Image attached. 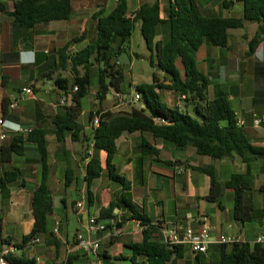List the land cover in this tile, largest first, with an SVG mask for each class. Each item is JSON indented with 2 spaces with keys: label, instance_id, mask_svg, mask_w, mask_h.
Segmentation results:
<instances>
[{
  "label": "crops",
  "instance_id": "obj_1",
  "mask_svg": "<svg viewBox=\"0 0 264 264\" xmlns=\"http://www.w3.org/2000/svg\"><path fill=\"white\" fill-rule=\"evenodd\" d=\"M2 1L8 13L14 12L15 0ZM188 1L205 17H243V12L237 10L240 6L243 8L241 0ZM127 2L128 17L143 5L159 3L161 18L167 20L175 0ZM115 5L116 0H74L73 14L69 21L45 22L33 29H27L9 14L0 11V158L2 149L11 147L16 139L21 142L15 150L22 148L20 153L13 154L11 161L0 163V180H11L5 188L0 189L3 236L10 242V245L0 246V254L9 249V256L24 257L34 260L36 264H146L145 256L135 254L128 247L144 241L147 227L132 218L134 211H137L150 221L152 240L160 243H163L164 227L181 233L187 227L198 231L202 226H208L212 239L208 253L197 255L181 247L182 257L175 264H221L222 245L217 243L218 240L232 237L254 245L257 237L264 234V155L249 164L243 163L238 156L218 161L198 155L193 147L179 150L172 143L155 139L149 133H125L116 142L113 169L107 166V154L99 152L102 174L87 184L85 177L89 159L86 154L88 151L94 154L92 143L90 147L83 141L75 143L68 134L62 149L53 133L54 119L64 108L55 105L65 95L56 87L55 80L61 75L69 80L70 85L73 82L69 67L66 71L56 72L52 78L47 75L56 67L58 50L76 38L83 40L74 44L70 48L71 52L93 44L98 34L94 16L101 12L103 15L109 14ZM169 37V27L160 26L156 42L165 41ZM26 45L32 48L26 49ZM128 47L126 52L131 59L129 64H132L139 55ZM196 62L199 71L208 79V98L214 100L220 96L228 97L250 143L264 149V127L256 123L264 115V22H246L243 28L231 30L225 48L206 42L198 51ZM178 66L183 75L181 62ZM91 86L89 110L83 109L78 119L84 128V137H92L95 130L90 118L91 112L97 115V111L101 110L102 113L118 115L126 114L132 108L126 104L118 105V93L113 90L100 105L97 85L94 88ZM26 87L33 89L32 95L23 94ZM125 93L121 95L122 99H130L129 93ZM167 96L174 95L168 91ZM175 98L177 106H182L178 98ZM4 99H8L11 104L17 103L15 108H10L8 119H3ZM138 106L141 103L134 107ZM1 121L5 122L3 126ZM35 129L48 132V187L53 210L48 216L47 233L37 236L38 241L23 243V238L30 235L36 226L32 196L42 180V155L38 146L27 140L28 133ZM21 130L28 133H22ZM143 141L158 151L160 161L170 165L156 162L155 155L145 154ZM198 167L215 168L221 184L220 204L207 200L211 192V178L194 170ZM234 167L238 170H234ZM71 169L74 182L67 188V172ZM234 173L253 179V221L244 225L234 219V191L228 187ZM112 175L124 177L130 188L125 189L112 179ZM69 201L76 218L74 233L68 216L59 213L62 207L67 210ZM78 202L85 203L80 213L76 209ZM111 205L115 208L114 217L104 218L103 212ZM92 217L106 224L114 221L121 233L116 235L111 229L90 233L88 223ZM79 235L100 241L98 256L89 255L81 248L77 240Z\"/></svg>",
  "mask_w": 264,
  "mask_h": 264
},
{
  "label": "trees",
  "instance_id": "obj_2",
  "mask_svg": "<svg viewBox=\"0 0 264 264\" xmlns=\"http://www.w3.org/2000/svg\"><path fill=\"white\" fill-rule=\"evenodd\" d=\"M74 0H15V10L8 13L6 5L0 0V11L9 14L19 24L27 29L45 22L69 21L73 14ZM243 4L242 18L205 17L200 14L196 6L188 0H175L167 20L161 18L159 3L153 6L143 5L135 14L128 17L127 0H116L113 10L103 15V12L94 16L97 20L96 41L76 52L70 48L81 42L82 38L71 40L64 48L58 50L56 67L47 74L50 78L56 72L66 71L69 67L73 76L69 80L59 75L55 85L65 94H73L70 106L64 107L61 114L54 119V135L57 142L64 149L68 134L75 143L86 142L93 145L94 154L89 151L85 181L92 183L102 174L101 161L98 153L107 154V166L113 169V160L117 153V140L125 133H149L155 139H163L175 145L179 150L188 147L196 149L198 155L218 161L229 160L238 156L245 164L253 163L264 155V149L253 146L247 138L244 128L238 124L236 112L233 110L228 97L220 96L210 100L207 96L208 79L199 71L196 55L206 43L215 47H227L229 32L243 28L246 22H264V0H241ZM141 22L142 35L146 46L151 53V65L158 66L165 75L160 80L154 74L152 84L137 86L141 96V106L132 107L126 114L114 115L111 112L99 114V126L95 128L92 137H84L83 126L78 119L83 111V100L88 96L91 86V70L98 68L97 100L101 105L111 91L122 95L126 94L124 83L127 80L126 67L122 64H112L113 58L127 51L131 38L136 31L137 23ZM167 25L170 37L162 42H156L158 28ZM156 57V63L155 58ZM179 62L184 67L181 75ZM158 91H170L172 95L182 99L183 105L169 108L165 103H159ZM8 99L3 100V119L10 118ZM94 113H90L93 120ZM47 134L43 129H35L28 133L27 140L35 143L42 155V180L32 196L33 215L36 226L34 231L23 238V243L33 240L40 234L47 233L48 216L52 212V200L48 187V157ZM21 140L16 139L11 147H4L0 163L9 162L15 152L20 153L22 148L15 150ZM145 154L155 155L156 162L170 165L158 159L159 153L147 141L142 142ZM194 170L207 174L211 178V192L207 200L220 204L221 184L214 167H198ZM65 186H72L73 170H69ZM15 173H12L14 175ZM112 179L125 189L129 183L124 177L112 175ZM10 179L0 180V189L5 188ZM253 179L241 173H234L228 182V187L234 191L235 206L234 219L244 225L253 221L255 205L252 195ZM114 206L103 212V217H114ZM105 218V217H104ZM133 219L140 222L144 231V241L140 244H130L128 247L137 255L147 258L146 264H175L182 257L183 249L168 248L165 244L152 240L149 230L150 221L142 214L134 211ZM4 226L0 220V246L10 245L5 239ZM20 248V246H17ZM11 264H36L34 260L24 257L9 256ZM221 264H264V244H250L239 242L232 245H222Z\"/></svg>",
  "mask_w": 264,
  "mask_h": 264
},
{
  "label": "built area",
  "instance_id": "obj_3",
  "mask_svg": "<svg viewBox=\"0 0 264 264\" xmlns=\"http://www.w3.org/2000/svg\"><path fill=\"white\" fill-rule=\"evenodd\" d=\"M78 91V87L73 89V92L69 94H65L61 97L58 101V104L55 107H65L72 104L73 101V94ZM23 94L25 95H32L33 89L30 87H26L23 89ZM118 105H128L134 107L135 105L139 104L141 101V96L136 94L135 97L127 100H123L121 95L118 94ZM185 97L183 96L182 99ZM17 103H13L10 105V108H15ZM100 116L95 115L92 120V125L94 128L99 126ZM257 125H262L264 127V115L256 121ZM5 124L4 121H1V125ZM240 125V121H238ZM22 133H28L27 131L21 130ZM85 208L84 202H78L76 204V209L78 213L82 212ZM111 229L112 232L116 235L120 234V229L117 227L114 221L110 222L109 224L104 223L97 217H92L89 219L88 223V231L90 233H99L105 232ZM210 228L206 225L202 226L198 231L193 230L191 227H187L184 229L183 232H177L168 230L166 227L162 228L163 233V244H165L168 248L173 249L176 247H185L188 248L192 253L200 255V254H207L210 244L212 243ZM79 245L81 248L89 255L98 256L100 253L101 244L100 241L91 240L90 238H85L82 235L77 237ZM33 241H38V238L35 237ZM241 242L239 239L232 238V237H224L217 241L220 245H232L235 243ZM254 244H264V234H261L257 237ZM11 250L6 249L2 251L0 254V264H11L8 260V256L10 255Z\"/></svg>",
  "mask_w": 264,
  "mask_h": 264
},
{
  "label": "rangeland",
  "instance_id": "obj_4",
  "mask_svg": "<svg viewBox=\"0 0 264 264\" xmlns=\"http://www.w3.org/2000/svg\"><path fill=\"white\" fill-rule=\"evenodd\" d=\"M196 2V0H195ZM175 4V3H174ZM241 13L243 12V8L242 6L238 7V9ZM142 25L140 23L137 24L136 26V31L133 34L132 38H131V42L129 45V49L130 51L135 52L136 54L139 55L138 59H134L132 64H125L124 66H126V68L128 69V73H127V80L124 83V87L126 89V91L129 93L130 95V99L135 97L136 94H138L137 92V84L141 83V84H152L153 83V76L154 74H158V76L160 77V80H164L165 75L160 72L158 66L156 65L155 67H153L151 65V53H148L143 35H142V29H141ZM29 47V45H26ZM155 59V63H156V57ZM97 81H98V68L95 67L91 70V83L92 86L91 88H94L97 85ZM159 93V103H165L169 108H175L177 106V102H176V98L175 96H167V91H158ZM178 98V97H177ZM118 99V97H117ZM92 100V94H88V96L83 100V109L84 111H88L89 110V106H90V101ZM181 105H183L182 99L178 98L177 99ZM119 101V100H118ZM234 170H238L236 167H234ZM69 192V190H67ZM76 198V197H75ZM62 210H60V215L61 216H68L69 220L71 221V230L72 233L75 232L76 230V218L74 213H72V206L70 204H68L67 210L65 211L64 208H61ZM94 211V209H93Z\"/></svg>",
  "mask_w": 264,
  "mask_h": 264
},
{
  "label": "water",
  "instance_id": "obj_5",
  "mask_svg": "<svg viewBox=\"0 0 264 264\" xmlns=\"http://www.w3.org/2000/svg\"><path fill=\"white\" fill-rule=\"evenodd\" d=\"M25 48L27 49V48H32V47H25ZM130 62H131V59L129 58L128 53L124 52L120 56L114 57L113 61H112V64L119 63V64H122V65H125V64H129ZM223 161H225V160H223Z\"/></svg>",
  "mask_w": 264,
  "mask_h": 264
}]
</instances>
